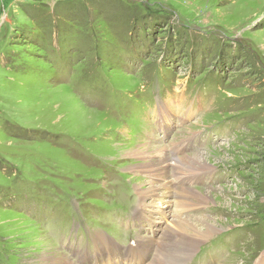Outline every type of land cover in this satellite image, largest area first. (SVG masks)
Instances as JSON below:
<instances>
[{
	"label": "rangeland",
	"instance_id": "1",
	"mask_svg": "<svg viewBox=\"0 0 264 264\" xmlns=\"http://www.w3.org/2000/svg\"><path fill=\"white\" fill-rule=\"evenodd\" d=\"M159 150L199 169L139 206ZM174 230L264 260V0H0V264H172Z\"/></svg>",
	"mask_w": 264,
	"mask_h": 264
},
{
	"label": "bare ground",
	"instance_id": "2",
	"mask_svg": "<svg viewBox=\"0 0 264 264\" xmlns=\"http://www.w3.org/2000/svg\"><path fill=\"white\" fill-rule=\"evenodd\" d=\"M174 151H176V153H180L179 147L174 149ZM184 151H186V149ZM174 154L175 153L172 151V155L170 158V155H165L164 152H161L159 150L158 155L155 156L153 160H150L151 159L150 158L148 160V163H146L145 165H142L140 167L137 166L139 169H143V173L145 174L146 177L147 176H156L152 180L148 179L146 182H143L142 185H143L144 189H140V190L138 189L140 191V193H139L140 198L138 200L139 206L142 204L144 205L145 203H146V206L150 205L151 202L148 203V201L153 197L154 194H157V195L160 194L161 196H164L168 189H170L172 191L175 188V186H173V184L176 182L175 178H177L179 180V185L183 184L182 174H185V173H182V170H183V167L185 166L184 165L185 162L188 165V167L185 169V171H187L186 174H190V176H191L190 179H192L193 176L196 174V173H193V172H197L199 169L196 166V162H193V160H191V159H189V160L173 159L172 156ZM189 172H191V173H189ZM168 173L174 174L173 177L169 176V181L166 180V178L168 177L167 176ZM174 185H176V184H174ZM189 191H190V189H189ZM183 193L185 196H182L184 199V200H182V204L184 205V203H186L188 197L186 195L187 194L186 190ZM166 194H168V193H166ZM154 196H156V195H154ZM177 196L179 197V195H177ZM164 214L166 215L167 213L164 212ZM165 215L160 216L162 220H167V217ZM135 217L136 218H149L150 219L149 216L143 215L141 210L136 212ZM149 219H147V220H149ZM179 219H181V218L179 217ZM180 221H183V219H181ZM187 224H189V223H187ZM183 228H185V227H183ZM168 229L169 228H167L166 230H168ZM173 233L175 235L178 234V237H179L178 232L175 231ZM168 234H170V232L168 233V231H167V235ZM175 240H177V239H175ZM179 243L181 245L180 247H179ZM196 247H197V240L196 239H187L184 237H179L178 241L172 246L173 251L175 252L174 257L172 258V264H179L180 260L183 262L189 260L192 257V255L194 254ZM94 249H95V253L92 257V260L94 261L95 264H98L99 261H100V264H149L148 260L150 258V252H151L149 249V246H145V248H143L142 245H140L139 243H136L135 246H131L129 249L124 251V255H123L124 257H123L121 255L120 248L117 247V245L115 243H113V241L107 240L104 236H100L98 238L97 242L94 245ZM161 249H162V246L158 245L157 252L159 253ZM137 251H139V252H137ZM156 257L157 258L153 259L152 262H150V264H163L160 262L159 256L157 255ZM79 260H81V264L82 263L87 264L85 262H90V261H88L89 260V254L87 253L84 258L83 257L78 258L77 261H79ZM49 261H50V264H77V263H74L71 261L66 262V260L64 261L63 259L57 260L56 258H49ZM256 264H264V260L261 259L260 263H256Z\"/></svg>",
	"mask_w": 264,
	"mask_h": 264
}]
</instances>
